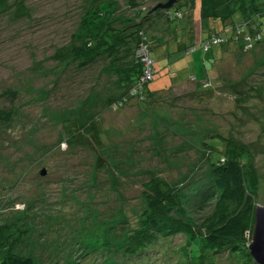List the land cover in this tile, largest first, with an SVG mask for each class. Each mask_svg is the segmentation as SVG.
<instances>
[{"label": "rangeland", "instance_id": "obj_1", "mask_svg": "<svg viewBox=\"0 0 264 264\" xmlns=\"http://www.w3.org/2000/svg\"><path fill=\"white\" fill-rule=\"evenodd\" d=\"M167 1L0 4V229L8 236L0 239V260L11 250L35 264L243 262L230 247L204 250L193 240L182 250L190 242L183 233L142 252L129 249L144 223L143 183L151 178L176 187L185 207L180 217L205 234L220 201L205 141L217 144L219 136L251 152L255 200L264 205V37L244 50L232 43L231 52L207 45L203 40L229 34L224 22L202 18L201 0H189L190 11L188 0L169 8L185 14L173 20L167 9L152 10ZM96 10L118 39L129 42L140 24L150 37L157 91L143 101L126 96V76L117 70L133 64L134 47L75 54L99 20L91 21ZM88 125L83 133L94 136L68 139L71 128Z\"/></svg>", "mask_w": 264, "mask_h": 264}, {"label": "trees", "instance_id": "obj_2", "mask_svg": "<svg viewBox=\"0 0 264 264\" xmlns=\"http://www.w3.org/2000/svg\"><path fill=\"white\" fill-rule=\"evenodd\" d=\"M1 3H3V0H0ZM190 4L191 1L188 0L189 11ZM166 13L168 20L182 18L185 15L181 8H177L175 13L167 9ZM236 14H239L240 18L227 23ZM102 15L104 13L100 10L92 13L91 21L92 19L99 20L94 21V28L87 35L83 44L80 47H75V54L79 58H91L105 51L114 54L117 49L125 45L134 47L135 60L133 64L127 68H117V70L126 76V85L128 86L126 96H130L134 92L133 95H140L143 101L149 93L157 91V89L151 87V81L156 73L154 61L152 64V79L143 82L142 78L145 74L146 65L144 61L136 56L137 49L143 44H148L150 37L147 36L146 30H143L142 24H140L132 32L136 37L129 35L131 39L129 42L126 39H118L111 30L112 28L108 27L110 23H105L100 19ZM201 17L220 19L224 22L223 30L229 31V34L219 33L214 37L211 36L209 39L203 40V42L207 41L206 44H213L216 38L225 37L226 42L217 44L231 45L235 43L244 50L256 43L263 42L264 21H258L257 19L264 17V0H201ZM238 27H243L245 34H237L236 29ZM191 33L193 34V31ZM257 34H260L261 37L254 41ZM195 48L196 44L192 43L186 48V52H190ZM149 50L151 58L152 49ZM138 85H141V88H138ZM114 105H119L118 101ZM89 125L87 127L71 128L68 131V139L71 142L85 141L87 136H94L92 134L86 136L83 133V131L90 132V130L87 131L90 128ZM205 143L210 147L209 160L212 175L215 187L220 192V201L215 212L203 228L205 234L200 235V229L180 217V214L185 212V207L176 187L169 182L151 178L143 183L144 195L148 204L144 223L141 229L136 230L135 236L129 244L131 247L129 249L134 252H142L148 245L163 236H174L183 233L187 235L190 242L181 247L182 250H186L191 241L194 240L204 250L213 248L219 251V248L230 247L229 250L233 254L240 251L239 257L243 261L241 264H257L251 256L248 246L240 249L241 243L247 239L248 232H250L249 237H251L252 224L255 221L254 212L257 205L254 192L258 190L259 175L253 165L251 152L231 137L219 136L217 144L207 143L206 141ZM230 202L236 204L234 210L229 209ZM7 237V232L0 229L1 241L3 242ZM0 264H35V261L32 257L19 255L9 250L1 258Z\"/></svg>", "mask_w": 264, "mask_h": 264}, {"label": "water", "instance_id": "obj_3", "mask_svg": "<svg viewBox=\"0 0 264 264\" xmlns=\"http://www.w3.org/2000/svg\"><path fill=\"white\" fill-rule=\"evenodd\" d=\"M179 1L181 0H168L166 3L159 2L154 8H152V10L156 9L157 6L164 9H169L176 5ZM40 173L45 175L46 170L43 169ZM254 220L255 224L251 233V239L249 241L248 248L254 260L258 264H264V205L258 204L256 206Z\"/></svg>", "mask_w": 264, "mask_h": 264}, {"label": "built area", "instance_id": "obj_4", "mask_svg": "<svg viewBox=\"0 0 264 264\" xmlns=\"http://www.w3.org/2000/svg\"><path fill=\"white\" fill-rule=\"evenodd\" d=\"M236 33L239 35L245 34V29L243 27H238L236 29ZM260 37H261V35L257 34V37L254 38V41H256L257 38H260ZM226 41H227V39L225 37H219V38H216L214 40L215 43H223ZM208 44L209 43H207V45ZM149 49L150 48H149L148 44H143L136 51V56L139 57L142 61H144L145 65H146L145 74L142 78L143 82H148L149 80L152 79V76H153V68H152L153 60L150 58V54H149L150 50ZM138 88H141V85H138ZM114 107H118V105H114Z\"/></svg>", "mask_w": 264, "mask_h": 264}, {"label": "crops", "instance_id": "obj_5", "mask_svg": "<svg viewBox=\"0 0 264 264\" xmlns=\"http://www.w3.org/2000/svg\"><path fill=\"white\" fill-rule=\"evenodd\" d=\"M189 37H192V33L190 32ZM226 49L228 50V52H231V45H226Z\"/></svg>", "mask_w": 264, "mask_h": 264}]
</instances>
